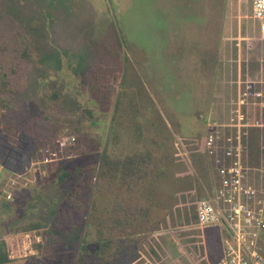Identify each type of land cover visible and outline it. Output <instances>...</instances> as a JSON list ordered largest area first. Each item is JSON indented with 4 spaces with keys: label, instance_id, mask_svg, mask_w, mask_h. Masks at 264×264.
I'll use <instances>...</instances> for the list:
<instances>
[{
    "label": "rangeland",
    "instance_id": "rangeland-1",
    "mask_svg": "<svg viewBox=\"0 0 264 264\" xmlns=\"http://www.w3.org/2000/svg\"><path fill=\"white\" fill-rule=\"evenodd\" d=\"M208 133L223 148L239 136L264 186L251 0H0V161L18 175L0 197L5 264H216L221 233L194 204L215 181ZM158 134L180 153L164 177L120 187L102 153Z\"/></svg>",
    "mask_w": 264,
    "mask_h": 264
},
{
    "label": "built area",
    "instance_id": "built-area-1",
    "mask_svg": "<svg viewBox=\"0 0 264 264\" xmlns=\"http://www.w3.org/2000/svg\"><path fill=\"white\" fill-rule=\"evenodd\" d=\"M251 17L258 37L264 40V0H251ZM203 141L215 181L210 195L194 202L196 224L201 229H219L222 251L216 264H264V186L257 185V179L249 173L240 137L224 148L216 143L212 133ZM12 174L0 161V197L5 200L12 198L17 185L18 175ZM222 229L228 236L223 235Z\"/></svg>",
    "mask_w": 264,
    "mask_h": 264
},
{
    "label": "trees",
    "instance_id": "trees-1",
    "mask_svg": "<svg viewBox=\"0 0 264 264\" xmlns=\"http://www.w3.org/2000/svg\"><path fill=\"white\" fill-rule=\"evenodd\" d=\"M158 145L159 142L157 143L155 139H153V137L148 141L140 140L138 141V143L135 142L134 146L128 150L130 152L125 154L124 156L110 154L108 155L106 153V155H104L103 152L100 156V163L102 164L104 163V161H107L113 167L114 173L112 175V180L117 182L118 179V184H120V187L127 186L130 189L132 186L136 188V186L142 185L145 188L146 182H144V179H152L153 177L158 176V172L163 168L165 163V156L163 155V153H160V148ZM150 163H152L153 169L146 167L147 165H150ZM93 185L94 187L98 186V181H95ZM113 200L114 203H120L122 207H129L127 204H124L123 206L122 199H120L119 197H114ZM93 203L94 202H91V204ZM150 208L151 206L149 204L144 207L134 206V209H145L146 213L149 212ZM146 217L148 218V216ZM217 230L219 229L217 228ZM222 233L224 236H228V233L224 229H222ZM32 234H36V232H32ZM37 234L41 236V240L43 239V241L33 243L31 242V236L29 241L33 245H36V249L39 248L38 250L40 251L41 243L46 241V239H44V234L42 232H39ZM12 258V255L7 253L6 250L4 253L0 252V264L10 262Z\"/></svg>",
    "mask_w": 264,
    "mask_h": 264
},
{
    "label": "crops",
    "instance_id": "crops-1",
    "mask_svg": "<svg viewBox=\"0 0 264 264\" xmlns=\"http://www.w3.org/2000/svg\"><path fill=\"white\" fill-rule=\"evenodd\" d=\"M153 139H155V141L158 143L159 142V148H160V153H163V155L165 156V160H164V162L166 161V157L168 158V156H170L169 157V159H173L174 158V156H176V155H178V154H180V153H176L175 152V150H174V147H172V145H173V143H172V140L174 141V139H171V141L169 142L167 139H165V138H161L160 136H159V134L157 135V137L156 138H154L153 137ZM136 143H138V142H136ZM134 146V145H133ZM132 146V147H133ZM155 148H156V145H155ZM168 174V176L171 178V186H172V184H174L175 183V178H177L178 176H179V174L180 173H177V172H170V174H169V172L168 173H166L165 174V176ZM158 175L159 176H161V177H164V168L163 169H161L159 172H158ZM173 188H174V185L172 186ZM196 201V200H195ZM194 201V202H195ZM29 236H31V242H33V243H35V242H38V241H40L41 240V236L39 235V234H32V233H30L29 234ZM34 240V241H33ZM41 241H43V239L41 240ZM34 248L36 249V245H34ZM36 250H38V249H36ZM39 251V250H38ZM12 257H13V255H12ZM13 259V258H12ZM8 263V262H7Z\"/></svg>",
    "mask_w": 264,
    "mask_h": 264
}]
</instances>
